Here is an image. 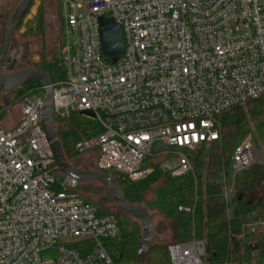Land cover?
<instances>
[{
	"label": "built area",
	"instance_id": "obj_1",
	"mask_svg": "<svg viewBox=\"0 0 264 264\" xmlns=\"http://www.w3.org/2000/svg\"><path fill=\"white\" fill-rule=\"evenodd\" d=\"M62 18L54 115L95 114L101 132L76 149H97L98 171L117 183L152 173L156 142L188 151L155 155L174 158L170 177L190 173V156L219 140L218 117L264 98V0H62ZM99 18L120 26L114 63L102 55ZM42 98L41 87L26 93L19 123L0 128V264H116L105 242L117 237V219L86 203L76 181L57 179ZM257 158L246 136L222 183L227 201ZM205 253L195 239L168 246L170 264H205Z\"/></svg>",
	"mask_w": 264,
	"mask_h": 264
},
{
	"label": "trees",
	"instance_id": "obj_2",
	"mask_svg": "<svg viewBox=\"0 0 264 264\" xmlns=\"http://www.w3.org/2000/svg\"><path fill=\"white\" fill-rule=\"evenodd\" d=\"M43 69L51 83L65 79L64 70L55 63ZM39 87L37 82L27 83L26 93ZM217 121L220 126L219 140L212 142L207 150L201 147L190 156V173L177 178L166 177L160 168L165 156H152L146 160L152 168L148 179L138 182L118 181L124 199L131 205L141 206L147 192L165 179L178 187L179 207L192 210L190 213L177 211L166 223L172 242L152 243L146 256L149 264H170L168 246L192 239L204 242L205 264H261L263 261L264 226L255 224L264 222V160L260 164H252L235 177L230 200L222 196L221 189L223 181L231 174L234 150L246 136L253 134L254 143H259L264 154V98L236 107L220 115ZM54 123L64 157L69 164L72 161L76 168V145L97 136L101 132L100 125L96 120L78 112L63 117L54 115ZM95 150L98 158L99 152ZM57 179L61 180L62 175L58 174ZM81 184H96L113 203L110 195L97 183H78L76 190L79 195ZM113 207L116 211L113 216L118 222V235L105 242L106 250L116 264H136L141 225L117 210L114 203ZM159 225L161 227L164 222L161 220Z\"/></svg>",
	"mask_w": 264,
	"mask_h": 264
},
{
	"label": "rangeland",
	"instance_id": "obj_3",
	"mask_svg": "<svg viewBox=\"0 0 264 264\" xmlns=\"http://www.w3.org/2000/svg\"><path fill=\"white\" fill-rule=\"evenodd\" d=\"M9 1L12 0H0V3ZM62 24V0H33L21 21L20 27L14 32L16 43L20 45V51L18 53L20 61L14 68L13 73H17L26 68H36L44 71L43 68L48 69L49 65L54 63L60 66ZM26 90L27 84L14 91L10 96L7 108L2 104L3 102L0 97L1 129H11L19 121L21 98L26 94ZM18 98L20 99L16 101ZM248 136L255 139L253 134H249ZM255 143L258 158L264 160V154L259 143L257 141ZM208 147H205V149L207 150ZM76 152L78 154L76 156V168L97 171V151L94 148L85 151L76 149ZM173 159L171 155H166L161 161L160 168L166 177L169 176L167 170L169 168L166 165H171ZM73 164L71 161L70 165L73 166ZM145 164L151 167L149 161H146ZM226 182H229V179ZM79 192L84 200L96 206L99 211H103L109 215L116 214L113 203L104 190L96 184H81L79 186ZM143 204L153 220V245L170 244L172 239L165 226H167L166 223L175 216L179 209L178 187L163 179L157 186L147 192ZM161 220L164 222V225L159 227Z\"/></svg>",
	"mask_w": 264,
	"mask_h": 264
},
{
	"label": "water",
	"instance_id": "obj_4",
	"mask_svg": "<svg viewBox=\"0 0 264 264\" xmlns=\"http://www.w3.org/2000/svg\"><path fill=\"white\" fill-rule=\"evenodd\" d=\"M31 2L32 0H20L10 19L5 22H0V87L4 91V107H8L11 93L18 88L30 82H37L40 85L43 91L41 126L59 174L73 179L79 184L97 183L102 186L110 195L115 208L141 225V238L137 248L136 264H149L146 260V256L153 243V220L144 208L143 202L141 206L129 204L124 199L119 184L109 179L105 173L75 168L66 161L55 129L53 92L49 75L45 71L36 68H26L12 77H6L2 74V62L9 41ZM97 24L102 55L105 60L114 63L118 60L123 51L120 26L108 18H99ZM80 115L95 119V114L91 111L80 112ZM176 151H180L184 154L188 153L186 150L167 147L159 142L152 145L150 153L152 156H155L164 152ZM262 162L263 160L260 158H257L255 161V163L258 164Z\"/></svg>",
	"mask_w": 264,
	"mask_h": 264
},
{
	"label": "flooded vegetation",
	"instance_id": "obj_5",
	"mask_svg": "<svg viewBox=\"0 0 264 264\" xmlns=\"http://www.w3.org/2000/svg\"><path fill=\"white\" fill-rule=\"evenodd\" d=\"M19 2H20V0H12V1H9L6 3H2V2L0 3V22H5V21H8L10 19L11 15L15 11ZM29 7H28V9H29ZM20 22H19L17 28L20 27ZM0 30H1V28H0ZM0 36H1V32H0ZM19 51H20V45L16 43V40H15L14 34H13L10 41H9V44H8V47H7L3 62H2V74L4 76L12 77L15 74L20 72L19 71L17 73H13L14 68L16 67L17 63L20 61V59L18 58L19 57L18 56ZM3 93H4V91L0 87V95H1L0 97L2 99V102H3ZM12 93H11V95H12ZM19 99H17L16 101H18ZM2 104H4V102Z\"/></svg>",
	"mask_w": 264,
	"mask_h": 264
},
{
	"label": "crops",
	"instance_id": "obj_6",
	"mask_svg": "<svg viewBox=\"0 0 264 264\" xmlns=\"http://www.w3.org/2000/svg\"><path fill=\"white\" fill-rule=\"evenodd\" d=\"M19 119H21V110H20V118ZM8 130V129H7Z\"/></svg>",
	"mask_w": 264,
	"mask_h": 264
}]
</instances>
